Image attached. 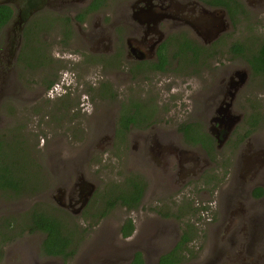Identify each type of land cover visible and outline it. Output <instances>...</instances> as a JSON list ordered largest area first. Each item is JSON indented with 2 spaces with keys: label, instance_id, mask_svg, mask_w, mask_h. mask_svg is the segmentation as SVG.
<instances>
[{
  "label": "flooded vegetation",
  "instance_id": "1",
  "mask_svg": "<svg viewBox=\"0 0 264 264\" xmlns=\"http://www.w3.org/2000/svg\"><path fill=\"white\" fill-rule=\"evenodd\" d=\"M36 1V11H31L26 18L22 13L30 8L31 0H10L6 4L13 8V13L0 30V104H6L14 97L27 103L58 100L56 110L66 113L65 110L71 111L77 102H81V105L78 104L80 107H84L86 100L91 103L90 95L95 93L93 99L104 102L106 108L103 113L108 114L102 131L104 136L100 141L111 148H121L131 143L137 150L136 164L144 168L140 172L144 176L134 174L115 187L122 191L141 187V197L132 202L133 206L137 205L131 209L117 206L127 212L138 211L144 204H149L146 202L147 196L155 195V200H150V204H155L150 207L155 219L153 223L164 225L166 234L176 237L175 245L167 251L170 253L179 243H182L180 251L184 250L185 245L193 239L196 228L185 215L189 211L193 215L197 209L191 208L187 200L180 198L179 201H172L168 197L182 193L189 186L203 196L211 194L214 199L208 206L216 209L211 212L218 213V218L211 217L209 234L213 237V246L208 260L203 264H262L264 158L257 160L256 152L245 156L249 151L247 146V152L234 161L225 181H220L210 171L218 165V160L214 161V151L228 145L240 146L245 138H250L256 127L252 128V124L244 121L242 114L234 109L238 92L245 84L238 83L246 77L248 79L251 67L247 59L251 58L253 52L248 44H238L229 36L234 30L236 17L247 18L245 11L252 8L251 2ZM114 2L115 6L109 10ZM259 12H264V8ZM37 13L51 14L52 21L42 20L39 24L35 22L29 25ZM53 23H58L62 32L59 36L60 46L64 45L62 49L69 56H75L72 64L68 58L49 53L44 46L38 45L37 37L41 30ZM75 38L82 43L78 42L81 47L76 45ZM236 45L242 46L243 50L239 53L232 51ZM223 59L232 62L223 68L220 64ZM79 67L86 72L89 68H100L102 81L98 84L88 83L87 78L80 77ZM37 71L43 75L45 73L46 79L35 92H27L21 78L23 74ZM64 71L68 72L64 74ZM123 74L126 79L135 77L142 81L151 77L152 87L157 88L150 87L153 93L158 87L169 88L180 98L195 102L188 112H183L178 126L159 127L154 118L157 114L161 115V105L155 107L138 103L125 106L118 84L123 83L124 78L119 77ZM163 77L166 79L161 82ZM187 86L190 87L189 92ZM81 92L84 93L83 97ZM75 97H78V101ZM150 101L157 102L156 96ZM89 106V114L93 116L95 106ZM133 117L134 120L129 121ZM242 124L244 139L239 138L236 132ZM69 166L68 173L58 176L59 181L53 184V199L57 205L54 204L58 212L80 218L90 205L96 185ZM258 188L262 194L256 197L253 192ZM107 200L103 201L104 205ZM127 220H131L134 230L128 237L121 238L128 243L135 241L130 238L134 236L136 227L131 218ZM172 224L175 229L171 227ZM36 234L43 235H31ZM184 235H189L190 239L183 241L181 238ZM138 252H130L128 264L132 263ZM141 255L145 264L144 255Z\"/></svg>",
  "mask_w": 264,
  "mask_h": 264
},
{
  "label": "rangeland",
  "instance_id": "2",
  "mask_svg": "<svg viewBox=\"0 0 264 264\" xmlns=\"http://www.w3.org/2000/svg\"><path fill=\"white\" fill-rule=\"evenodd\" d=\"M249 2L252 8L245 11L247 18L236 17L234 30L230 31L232 33L229 36L238 44H248L251 52L255 53L264 40V12H259V9L264 8V0H249ZM114 6L115 2L111 3L109 10ZM52 18L51 14L37 13L30 20L29 25L35 22L39 24L42 20L50 22ZM42 24L44 25L45 22ZM61 33L58 23L43 28L37 37L38 45L44 46L49 53L54 52L60 57L68 58L67 60L71 63L75 56L72 54L69 56L62 49L64 45L60 46ZM74 42L81 47L82 43L78 41V38H75ZM231 62L223 59L220 64L224 68ZM77 69L80 77L87 78L88 83L98 84L102 81L100 68H89L87 72L80 67ZM66 72L68 71L63 73ZM123 72L126 73L124 69ZM45 75L41 71L23 74L22 86L27 92H35L39 84L44 83ZM119 77L123 79L125 76L123 74ZM147 79L142 81L135 77L124 78L122 84L118 83L123 93L125 106L138 103H147L155 107L161 105V115L157 114L154 118L157 126H178L182 121L183 112H188L195 101L180 98L178 93L171 92L169 88L158 87V90L153 93L151 77ZM162 79L161 82H164L166 78ZM186 90L189 92L190 87L187 86ZM81 94L83 97L84 93L81 92ZM91 96V103L86 100L84 107H80L78 104L81 105V102H77L75 108L71 111L65 110L66 113L56 110L58 100H36L34 103H27L14 97L8 103L0 104V139L6 141L3 149L6 152V161L13 171L26 178L28 182L38 181L33 182L37 188L32 196L14 197L0 191V225L3 226L5 219L9 218L21 221L35 204L47 212L51 211V208H56L53 184L59 181L58 176L68 173L69 165L72 170H77L86 180L96 185L90 205L82 217L74 218L68 213H60L57 210V214L64 217L67 227L75 230L81 240L72 258L68 260L47 258L41 254L39 248L44 235L24 234L20 237H12L10 241H0V252H2L0 264H128L131 251L141 252L145 258V264H157L162 253H167L175 245L176 237L166 234L164 225L153 223L155 219L150 212V207L155 204H150V200L154 201L155 195L147 196L146 202L149 204H144L141 210L127 212L122 207L116 206L104 218L94 216L103 211V201L110 197L113 190H118L115 187L122 184L123 179L137 173L142 175L140 172L144 168L143 165L136 164L137 150L131 143H127L125 147L111 148L100 141L104 136L102 131L108 114L103 113L104 107L106 108L105 103L94 100L95 93H91ZM153 96H156L157 102L150 101ZM75 99L78 101V97ZM90 104L93 108L95 106L93 116L89 114L91 113ZM234 109L236 113L242 114L244 121L254 122L256 127L250 138H245V142H242L240 146L228 145L219 151H214V161L218 160V165L213 166L210 171H213L220 181L222 179L225 181L234 161L247 152V146L249 153L247 152L245 156H251L256 152L257 160L264 158V76L253 75L249 71L246 83L238 92ZM243 130L242 124L236 131L241 139H244ZM207 197L191 190L190 186L184 188L182 193L171 194L168 197L172 201H179L180 198L187 200L191 208L197 209L193 215H190V211L185 215L196 228V234L191 242L185 245L183 258L179 264H203L210 256L213 246V237L209 234L212 227L211 217L218 218V213H212L211 211L216 209L208 206L213 202L214 196L210 194ZM201 206H206L208 209H198ZM127 218H131L136 227L134 236L130 238L135 241L128 243L122 241L119 231L122 222ZM171 227L175 229L173 224ZM174 233L176 235L175 231ZM1 239H4V234H0ZM262 264H264V256Z\"/></svg>",
  "mask_w": 264,
  "mask_h": 264
},
{
  "label": "trees",
  "instance_id": "3",
  "mask_svg": "<svg viewBox=\"0 0 264 264\" xmlns=\"http://www.w3.org/2000/svg\"><path fill=\"white\" fill-rule=\"evenodd\" d=\"M13 8L0 5V30L11 18ZM243 47L236 45L232 51L239 53ZM251 73L253 75L264 76V40L260 43L256 52L247 59ZM134 120L133 118H129ZM252 128L255 127L254 122L251 123ZM126 126V124H124ZM5 140L0 139V191L8 193L14 197L32 196L35 192V183L38 181L28 182L19 173L13 171L9 163L6 161V152L3 151ZM8 145V143H7ZM254 196H261V189H256L253 192ZM142 195L141 187L136 186L133 190H113L110 197L106 201L103 211L98 215L104 218L117 205L128 206L130 209L135 207L132 202L137 201ZM134 227L131 220L125 221L120 227V235L123 238L128 237L133 232ZM0 234H4V239L0 241H10L12 237L22 236L24 234L42 233L44 235L40 243V252L45 257H57L62 260L72 258L76 251L75 249L80 243V238L75 230L67 227L64 217L57 214L56 208H51L47 212L42 210L39 205L35 204L31 210L25 214L24 218L19 221L15 218L5 219L3 226H0ZM16 232V234H14ZM7 234V235H6ZM9 235V237H8ZM183 241L190 239L189 235H184L181 238ZM181 244L179 243L170 253L164 254L159 258L158 264H179L183 258V250L180 251ZM2 252H0V257ZM131 264H143L141 253H136Z\"/></svg>",
  "mask_w": 264,
  "mask_h": 264
},
{
  "label": "water",
  "instance_id": "4",
  "mask_svg": "<svg viewBox=\"0 0 264 264\" xmlns=\"http://www.w3.org/2000/svg\"><path fill=\"white\" fill-rule=\"evenodd\" d=\"M8 3H10V0H0V5H6V4H8ZM31 5H29L30 6V8L28 9V10H25L24 11V13H22L23 14V17L24 18H26V17H29L30 15H31V11H36V3H37V1L36 0H31ZM246 80H247V77H246V79L245 80H241L238 84H244V83H246Z\"/></svg>",
  "mask_w": 264,
  "mask_h": 264
}]
</instances>
